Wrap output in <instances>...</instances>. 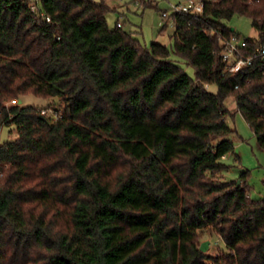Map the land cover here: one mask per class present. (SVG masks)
<instances>
[{"label":"trees","instance_id":"16d2710c","mask_svg":"<svg viewBox=\"0 0 264 264\" xmlns=\"http://www.w3.org/2000/svg\"><path fill=\"white\" fill-rule=\"evenodd\" d=\"M28 1L0 0V129L16 132L0 144V264H264V197L245 173L221 178L227 100L264 150V61L223 74L218 41L243 16L250 51L262 43L264 0L162 20L169 49L109 28L104 0ZM28 96L62 109L40 119L15 103ZM202 236L225 251L202 253Z\"/></svg>","mask_w":264,"mask_h":264},{"label":"rangeland","instance_id":"374dc122","mask_svg":"<svg viewBox=\"0 0 264 264\" xmlns=\"http://www.w3.org/2000/svg\"><path fill=\"white\" fill-rule=\"evenodd\" d=\"M35 1V0H33ZM111 12L107 15V25L109 28L115 27L117 19L121 18L123 23L122 31L133 35L142 46H149L156 42L170 48V36L173 33V27L170 23H166L162 29L160 14L163 11L169 10L170 4L176 5L182 0H160L153 6H144L135 3L134 0H104ZM224 24L229 29H233L235 36L239 40H245L254 36V31L251 26V20L243 16H233ZM172 59H175L171 55ZM184 72L194 79V69L183 62H179ZM211 92H215L214 87L210 88ZM22 105H33L37 108H51L61 111L62 105L57 99H39L33 96H28L22 99ZM16 103V102H15ZM13 104V103H12ZM50 105V106H48ZM226 106L233 117H229L226 123L234 132L229 137L233 144L232 153L226 155L222 162L228 167L226 171L221 173V178L227 182L236 183L242 174H246L247 192L251 199L256 200L264 197V150L261 149L256 141V138L248 125L243 120L242 116L236 112L235 104L232 100L226 101ZM16 132L14 126H4L0 129V144L15 138ZM200 241H208L206 254L217 257L221 251H225L223 243L213 238L208 240L207 236H202Z\"/></svg>","mask_w":264,"mask_h":264},{"label":"built area","instance_id":"2783aa9c","mask_svg":"<svg viewBox=\"0 0 264 264\" xmlns=\"http://www.w3.org/2000/svg\"><path fill=\"white\" fill-rule=\"evenodd\" d=\"M148 1V0H144ZM157 2L160 0H156ZM206 0H182L176 5L170 4L169 10L163 11L160 14L161 22L164 19L174 14H200L203 11L204 2ZM26 6L30 12L37 10V0H29ZM42 16V14H40ZM49 21V18H46ZM161 22L159 25H161ZM116 28H122L123 23L121 18L117 19ZM222 47L219 53V58L222 63V73L228 75H245L253 67L256 61H264V41L257 45L250 51L249 45L246 40H239L237 36H230L229 38H218ZM207 88V87H206ZM40 116L57 118L58 114L55 109L40 108Z\"/></svg>","mask_w":264,"mask_h":264},{"label":"water","instance_id":"95a60500","mask_svg":"<svg viewBox=\"0 0 264 264\" xmlns=\"http://www.w3.org/2000/svg\"><path fill=\"white\" fill-rule=\"evenodd\" d=\"M231 31H233V29H231ZM17 105H21V100H17ZM40 119H44L43 117H39ZM240 185V181H238L237 182V186H239ZM208 244H209V242L208 241H206V242H203V243H201L200 244V247H199V250L202 252V253H205L206 252V250H207V248H208Z\"/></svg>","mask_w":264,"mask_h":264},{"label":"crops","instance_id":"0c3cea01","mask_svg":"<svg viewBox=\"0 0 264 264\" xmlns=\"http://www.w3.org/2000/svg\"><path fill=\"white\" fill-rule=\"evenodd\" d=\"M246 187H247V185H246Z\"/></svg>","mask_w":264,"mask_h":264}]
</instances>
